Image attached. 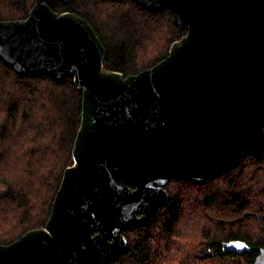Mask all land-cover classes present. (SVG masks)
Segmentation results:
<instances>
[{"label":"water","instance_id":"water-1","mask_svg":"<svg viewBox=\"0 0 264 264\" xmlns=\"http://www.w3.org/2000/svg\"><path fill=\"white\" fill-rule=\"evenodd\" d=\"M67 1V0H62ZM171 10L187 33L137 74L104 67L93 26L36 0L0 21V59L21 76H72L82 89L73 164L45 227L0 245V264H108L125 231L166 204L172 179L197 184L264 149V0H134ZM236 253L250 246L232 239ZM252 264H264V247Z\"/></svg>","mask_w":264,"mask_h":264},{"label":"trees","instance_id":"trees-1","mask_svg":"<svg viewBox=\"0 0 264 264\" xmlns=\"http://www.w3.org/2000/svg\"><path fill=\"white\" fill-rule=\"evenodd\" d=\"M35 1L0 0V21L26 18ZM48 4L85 18L105 48L104 67L125 76L157 64L188 31L171 10L150 11L134 0ZM81 116L82 89L72 76H21L0 59V182L6 187L0 192V245L45 227L64 171L74 162ZM263 169L264 149L203 184L170 180L168 202L147 223L125 231L126 251L108 264H252L264 247ZM232 239L250 249L229 250Z\"/></svg>","mask_w":264,"mask_h":264},{"label":"rangeland","instance_id":"rangeland-1","mask_svg":"<svg viewBox=\"0 0 264 264\" xmlns=\"http://www.w3.org/2000/svg\"><path fill=\"white\" fill-rule=\"evenodd\" d=\"M261 174L262 175H264V169L262 170V172H261ZM5 189H6V187H5V185L3 184V183H1L0 182V192H3V191H5ZM189 203V200H187V204ZM190 204V203H189ZM189 207V205L187 206V208ZM225 214L227 215V216H229L230 214L227 212V211H225ZM202 254V253H201ZM209 259H205V261L203 262V263H207V264H209L207 261H208ZM226 264V263H225Z\"/></svg>","mask_w":264,"mask_h":264}]
</instances>
